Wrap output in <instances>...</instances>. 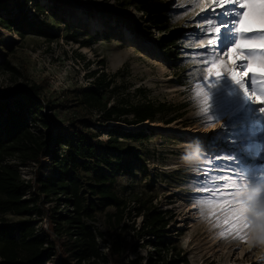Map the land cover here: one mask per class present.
Returning <instances> with one entry per match:
<instances>
[{"label": "rangeland", "instance_id": "374dc122", "mask_svg": "<svg viewBox=\"0 0 264 264\" xmlns=\"http://www.w3.org/2000/svg\"><path fill=\"white\" fill-rule=\"evenodd\" d=\"M1 1L6 7L0 18L9 19H23L15 9L23 1L24 23H30L42 36L33 34L26 24L23 38L14 27L10 31L0 27L8 34H0V99L18 88L36 85L40 96L49 102L44 121L59 142V157L69 161L70 175L79 184L84 200L82 221L95 234L101 233L107 245L122 249L119 256H109L97 238L110 264H144L155 254L152 243L156 241L146 232V215L156 211L165 213L168 220L162 234L168 251L161 253L168 264H264V215L246 214V227L233 219L234 213L239 214L236 208L249 196L264 193V184L245 187L247 181L234 182L236 168L242 166L239 160L258 167L257 179H264V161L247 150L248 143L264 145V75L258 66L264 63V52L260 45L249 53L257 64L248 76L242 67L246 61L233 66L226 55L202 48L201 37L205 45L209 39L207 24L195 23L206 15L201 12V7H206L202 0H139L130 4L117 0ZM241 2L253 5L248 10L249 21H258L261 0ZM124 3L126 7L118 6ZM144 5L147 10H138ZM223 10L216 8V12ZM151 17H164L162 29L159 24H148ZM91 22L98 25L92 27ZM160 39L165 40L164 48ZM213 60L223 61L221 77L213 73L204 80L205 68ZM232 70L244 88L231 79ZM97 76L102 85L97 89L107 108L129 111L120 121L133 123L135 107L143 111L150 103L155 113L146 122L157 129H136L132 131L135 137L129 138L116 122L89 108L84 92L93 87ZM238 105L240 114L205 137L180 133L215 124ZM208 115H212L211 121L206 119ZM169 126L176 132L163 130ZM33 131L46 130L39 127ZM108 140L115 141L111 146H117L118 156ZM90 149L94 153L88 156ZM104 161L115 165L113 174ZM7 164L25 182L35 175L41 180L54 177L48 154L39 166L18 157ZM102 178L112 180L111 189L124 201L119 225L109 219L115 209L103 208L94 193ZM225 182L231 195L217 192ZM37 189L32 186L23 197L31 199L30 217H4L10 223L27 220L35 234L53 241L40 264H74V240L66 232L59 237L45 234V212L54 208L63 215L69 208L61 198L44 200Z\"/></svg>", "mask_w": 264, "mask_h": 264}, {"label": "trees", "instance_id": "16d2710c", "mask_svg": "<svg viewBox=\"0 0 264 264\" xmlns=\"http://www.w3.org/2000/svg\"><path fill=\"white\" fill-rule=\"evenodd\" d=\"M117 1H127L128 4L139 2V0ZM118 6L126 7V4H118ZM5 7V2L0 0V12ZM36 7L38 6L36 5ZM147 8L148 5H144L138 10L145 11ZM15 9H19L23 19L0 18V27L7 31L14 27L20 38H23V32L26 30L23 24H26L25 26H28L33 34L42 36L41 31L32 28L30 23H24L23 1L16 5ZM163 18L151 17L148 19V24L153 26L159 24L158 28L162 29L160 21ZM164 42V39H160L161 48L165 47ZM95 74L96 71L92 72L91 76H95ZM99 80L100 76H97L92 84L93 87L84 92V99L89 108L102 113L106 119L112 122H123L127 126L139 125L153 119L155 110L150 103H147L142 107L143 111H139L140 106L135 107L133 123L128 124L125 120L120 121V118L126 116L129 111L119 107L107 108V102L102 100L99 89H97L102 86ZM48 104L49 102L40 96L36 85L18 88L11 92L6 99H0V264H40L46 257L47 251L51 250L54 245L53 241L46 240V235L35 234L29 221L10 223L4 217L6 214L30 217L31 199H23V197L32 186L34 189L38 187L37 192L44 200L61 198V202L66 208H69V211L63 215L57 213V209L54 208L45 212V218L48 221V231H45V234L59 237L62 232H66L69 238L74 240V264H110V254L119 256L122 249L118 245H107L101 233L95 234L84 225L82 221L84 200L79 195V184L70 175L69 161L59 157L57 149L59 142L52 135V127L44 121L43 113ZM39 127L44 128L45 133L33 131V128ZM124 134L133 138L136 132L126 131ZM109 140V147L116 151L118 156L121 152L117 146H111L115 141ZM93 153V149H90L87 155L91 156ZM45 154L49 155L54 175L47 180L38 179L35 175L32 181L25 182L20 179L17 170L7 164L9 159L18 157L25 163L39 166ZM69 158L72 166H77L74 164L73 157ZM104 164L112 174L115 172L116 167L113 163L104 161ZM106 180L111 183H107ZM111 186V179L102 178L94 193L103 208L113 207L115 209V213L110 215L109 219L113 220V224L119 225L123 220L125 204L111 189ZM57 200L59 202V199ZM40 207L43 208V206ZM165 218V213L162 211H156L150 216L146 215L148 228L146 232L151 234L156 242L152 243L155 254L149 257L144 264H168L161 254L167 250L165 238L162 236L163 229L168 225V220ZM65 227L66 229H64ZM97 238L105 244L109 256L100 251ZM131 264H136V262Z\"/></svg>", "mask_w": 264, "mask_h": 264}, {"label": "snow or ice", "instance_id": "6c2138e0", "mask_svg": "<svg viewBox=\"0 0 264 264\" xmlns=\"http://www.w3.org/2000/svg\"><path fill=\"white\" fill-rule=\"evenodd\" d=\"M202 3L206 7H201V12H206V15L202 16L199 21H195L197 25L206 23V35L209 37L207 45H205L203 38L201 37L200 46L210 47L216 50L220 55H226L229 63L233 66L237 65V61H246L242 67L246 69L244 76H248L249 73L254 71V64L257 61L251 59L249 53L256 51L255 45H260V51L264 52V0H261L259 7L261 8V14L258 21H249V9L253 7L252 4L241 2V0H202ZM228 7H225V6ZM216 8L224 9L221 12H216ZM207 9H211L210 12ZM259 25V27L256 26ZM222 29L224 31L222 32ZM214 36V40L212 37ZM207 56V53L203 54ZM204 64H208L209 61L205 59ZM223 63L220 60L217 63L215 60L212 61L210 67H206L205 71L207 75L203 77L207 80L210 76L215 75L216 78L221 77V71L219 70L220 64ZM261 67V75H264V63L258 64ZM231 79L235 81L240 88H244L242 80L237 79V73L235 70L231 71ZM251 86V85H249ZM199 87V85H197ZM207 111V110H205ZM208 121L213 119L212 115L206 117ZM247 150L249 153L258 155L261 161H264V145L248 143ZM239 159V158H235ZM241 161V167L236 168L237 171L236 181L240 180L247 181L245 187L253 184H264V179H257L260 175V169L254 164H249L243 160ZM222 175V173H221ZM228 184L225 182L222 186L217 188V192L221 195H231L228 191ZM205 191L207 189H204ZM236 212L239 214L233 215L234 222L247 226L246 214L254 215L259 213L264 215V193L259 196H249L247 200L236 208ZM223 235V233H221Z\"/></svg>", "mask_w": 264, "mask_h": 264}, {"label": "bare ground", "instance_id": "6f19581e", "mask_svg": "<svg viewBox=\"0 0 264 264\" xmlns=\"http://www.w3.org/2000/svg\"><path fill=\"white\" fill-rule=\"evenodd\" d=\"M97 25H98L97 23L91 22V26H92V27H96ZM0 34H1V36L3 35L4 37H5V36H6V37L8 36L7 32H4V31H0ZM240 112H241V107L238 105V106H236L235 108H233L232 110H230V111L226 114V116H225V118H224L223 120H218V121H216L215 124H212V125L207 126V127H205V128H200V129H196V128H194L193 130H189V129H187V130H183V131H181V132L179 131V132H180L181 134H189V133H191L192 135H195V136H202V137H205L207 133H210V134H211V132H212V131H215L216 129H218L219 126H220L223 122H225L226 120L231 119L232 117H234V116L240 114ZM116 124H117L120 128H122V129H124V130H126V131H127V130L133 131V130H136V129H145V128L148 129V127H150V128H151V127L154 128V127L152 126V124H149V123H147V122L141 123V124H139V125H131V126H127V125L122 124V123H116ZM154 129H157V128H154ZM163 130L169 132L170 134L173 133V132H176V130L171 129L170 126H169V127H165ZM193 209H195V208H193Z\"/></svg>", "mask_w": 264, "mask_h": 264}, {"label": "water", "instance_id": "95a60500", "mask_svg": "<svg viewBox=\"0 0 264 264\" xmlns=\"http://www.w3.org/2000/svg\"><path fill=\"white\" fill-rule=\"evenodd\" d=\"M136 125V124H135ZM122 129V128H121Z\"/></svg>", "mask_w": 264, "mask_h": 264}]
</instances>
